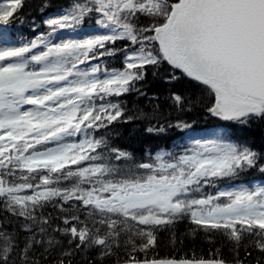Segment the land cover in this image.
I'll list each match as a JSON object with an SVG mask.
<instances>
[{"label":"rangeland","instance_id":"obj_1","mask_svg":"<svg viewBox=\"0 0 264 264\" xmlns=\"http://www.w3.org/2000/svg\"><path fill=\"white\" fill-rule=\"evenodd\" d=\"M13 1H0L1 19L7 18ZM151 4L157 5L154 0L77 1L69 10L47 18L46 32L30 40L25 56L7 58L4 46L0 45V150H6L3 154H14L13 160L0 171L12 173V184L23 174L34 177L32 184L16 187H7L0 180V195H7L10 202L21 206L61 193L55 187L58 186L55 177L50 175L69 163L63 177L70 178L68 182L72 184L88 185V191L80 192L86 205L100 216L108 217L101 219L114 226L120 222L113 221L112 218L117 220L116 215L130 217L124 220L125 224H131V230L148 239L150 226L176 216L191 218L204 225V230L223 225L233 233L235 221L242 224L254 221L264 227V183L252 181L253 189L244 183L228 184L233 181L228 175L240 151L219 140L218 128L187 134L179 148L181 152L175 156L170 154L172 146L170 150H152V156L143 162L150 163L151 168H141L121 178L114 175L115 170L105 167L99 155L92 154L83 162V154L77 153L80 149L86 151L90 143L85 129L97 121L96 116H88V107H81V120H75L76 125H70L71 118L67 119L76 93L91 79L75 67L82 48L96 40L116 36L128 35L133 39L127 18L135 9L141 7L144 11ZM87 12L94 14L88 26H83L80 21L83 16L80 17ZM146 44L123 50L118 60L123 67L105 74L112 84L107 91L118 96L125 80L131 78L132 68L153 60L149 54L153 50ZM104 53L99 55L103 57ZM106 54L108 60L114 61L111 50ZM92 67L94 64L88 72ZM108 109L104 106L100 110V120L106 124L115 116L107 117ZM216 110L220 119L228 121L249 111L263 113L264 105L232 113ZM243 155L246 160L247 151ZM89 161L90 164H84ZM140 245L148 244L144 240Z\"/></svg>","mask_w":264,"mask_h":264},{"label":"trees","instance_id":"obj_2","mask_svg":"<svg viewBox=\"0 0 264 264\" xmlns=\"http://www.w3.org/2000/svg\"><path fill=\"white\" fill-rule=\"evenodd\" d=\"M76 1L20 0L0 23V40L34 38L42 31L47 16L69 9ZM180 1L154 0L155 7L151 4L144 11L136 9L127 21L138 38H122L111 44L117 51L114 68L123 67L118 60L124 49L146 43H150L146 46L157 59L137 67L129 91L112 97L126 113L94 130V137L100 141L94 154L121 178L139 170L149 150L179 142L183 137L181 126L206 129L221 125L255 155L240 174L258 176L264 167V114L243 115L231 121L219 119L214 110L215 91L171 66L156 41L155 30L166 23ZM9 160L0 157V166ZM65 172L55 173L56 185L58 182L62 190L57 195L23 206L0 195V264H118L161 258L264 264V227L249 223L238 225L233 233L224 226L204 230L205 226L181 216L170 224L152 226L148 239L125 224L130 217L116 215L113 221L120 222L115 226L101 219L104 216L80 197V192L88 191V185L68 182L70 178L63 177ZM11 174L0 171V180L7 187L34 182V177L23 174L12 184ZM144 240L148 245L142 247L140 242Z\"/></svg>","mask_w":264,"mask_h":264},{"label":"water","instance_id":"obj_3","mask_svg":"<svg viewBox=\"0 0 264 264\" xmlns=\"http://www.w3.org/2000/svg\"><path fill=\"white\" fill-rule=\"evenodd\" d=\"M158 35L173 65L222 94L224 104L216 106L222 113L254 100L264 103V0H183ZM122 264L227 263L159 259Z\"/></svg>","mask_w":264,"mask_h":264},{"label":"bare ground","instance_id":"obj_4","mask_svg":"<svg viewBox=\"0 0 264 264\" xmlns=\"http://www.w3.org/2000/svg\"><path fill=\"white\" fill-rule=\"evenodd\" d=\"M167 22L168 21H166V23L165 24H167ZM136 67H138V65L137 66H135L134 68H136ZM187 74V73H186ZM188 76H190L189 74H187ZM123 89H122V91L121 92H123V93H126L127 91H129V89H128V87L126 86V85H123V87H122ZM240 110V109H239ZM125 111H124V109H123V106H122V104L120 103V104H116L112 109H110L108 112H107V115L109 116V115H111V114H116L117 116H118V118L119 117H123V116H125ZM246 114V113H245ZM258 114V113H257ZM209 130H211V127H209V128H206V129H193V130H190V129H188V128H186L185 126H181V131H182V133H183V135L185 136V137H187V134H190V133H192V132H202V133H206V132H208ZM234 148H236V147H234ZM244 151H247V156L248 157H251V158H253V156H255L252 152H251V150H250V148H248V146L246 147V150H243V151H240V155H242V156H244L243 155V152ZM245 157V156H244ZM143 163V161L141 162V164ZM140 170V169H139ZM139 170H136V171H134L133 173H135V172H137V171H139ZM132 173V174H133ZM132 174H128L127 173V175H132ZM233 181L232 182H230V183H228L229 185L230 184H234V183H244V184H247V186L248 187H250L251 186V189H253V184H250V183H252V181H254L255 180V177H244L245 179H241V178H239V176L233 171V169H231V171L229 172V175H228ZM264 183V182H263ZM215 190V189H214ZM157 225H160V223H158Z\"/></svg>","mask_w":264,"mask_h":264}]
</instances>
